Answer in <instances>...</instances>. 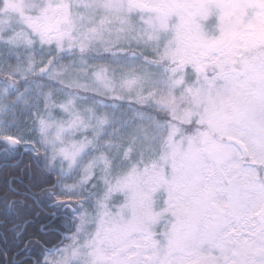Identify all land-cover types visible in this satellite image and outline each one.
Instances as JSON below:
<instances>
[{"label":"snow or ice","instance_id":"1","mask_svg":"<svg viewBox=\"0 0 264 264\" xmlns=\"http://www.w3.org/2000/svg\"><path fill=\"white\" fill-rule=\"evenodd\" d=\"M0 173L3 264H264V0H0Z\"/></svg>","mask_w":264,"mask_h":264},{"label":"trees","instance_id":"2","mask_svg":"<svg viewBox=\"0 0 264 264\" xmlns=\"http://www.w3.org/2000/svg\"><path fill=\"white\" fill-rule=\"evenodd\" d=\"M24 162H26V161H22L21 162V166H23V163ZM2 184H3V175H2V173H0V186H2ZM13 251H15V249H13ZM3 260V257H1V259H0V264H3L1 261Z\"/></svg>","mask_w":264,"mask_h":264},{"label":"flooded vegetation","instance_id":"3","mask_svg":"<svg viewBox=\"0 0 264 264\" xmlns=\"http://www.w3.org/2000/svg\"><path fill=\"white\" fill-rule=\"evenodd\" d=\"M0 259H1V257H0ZM1 262L3 263V260Z\"/></svg>","mask_w":264,"mask_h":264}]
</instances>
